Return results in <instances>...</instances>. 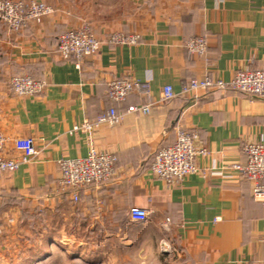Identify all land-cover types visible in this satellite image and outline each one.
<instances>
[{
  "label": "crops",
  "instance_id": "1",
  "mask_svg": "<svg viewBox=\"0 0 264 264\" xmlns=\"http://www.w3.org/2000/svg\"><path fill=\"white\" fill-rule=\"evenodd\" d=\"M38 1L55 10L40 24L10 31L0 22L4 156H23L14 146L19 138L33 139L39 151L2 175L0 200L12 193L30 201L32 216L46 218L41 234L51 230L53 215L72 211L75 218L92 220L91 233L109 232L116 240L111 245L141 258L128 264H264V207L232 167L245 164L244 147L264 136V100L234 90L181 94L193 79L229 82L239 70L264 66V0ZM82 23L91 25L101 46L77 68L75 60L62 59L57 44ZM115 33L140 40L112 44ZM198 36L207 39V51L191 55L186 44ZM14 76L46 86L40 94L18 96L9 83ZM115 78L150 81L157 102L151 112L127 113L129 105L144 102L136 94L111 102L108 84ZM168 85L177 97L159 102ZM112 107L125 114L118 124L73 131ZM179 130L198 132L209 155L197 162L203 174L170 184L154 175L150 164L158 150L175 143ZM91 148L118 157L114 178L62 190L59 160L86 157ZM132 208L146 209L148 219L133 220ZM162 242L170 251L162 250ZM55 246L50 239L45 258Z\"/></svg>",
  "mask_w": 264,
  "mask_h": 264
},
{
  "label": "built area",
  "instance_id": "2",
  "mask_svg": "<svg viewBox=\"0 0 264 264\" xmlns=\"http://www.w3.org/2000/svg\"><path fill=\"white\" fill-rule=\"evenodd\" d=\"M54 8L38 0H2L0 1V22L10 31H18L28 23L40 24L45 17L53 14ZM138 35L123 33L112 34L109 41L116 45H135L139 42ZM101 42L88 23L71 28L58 39L57 52L64 60H75L76 67L81 68L83 60L97 54ZM191 55H202L207 51L208 42L204 36L190 39L186 44ZM11 90L18 96H32L43 92L46 84L30 76H14L9 81ZM228 91L257 97L264 100V66L260 68H245L236 72L234 78L226 82L213 79L210 76L193 79L185 84L181 94L187 95L198 91ZM136 94L143 99L142 104H132L127 113L149 114L157 103L153 100L150 81H140L135 78H115L108 84V98L113 103L126 102L128 97ZM171 85L161 91L159 102L170 101L177 97ZM125 114L118 112L116 107L98 116L94 121H84L74 127V132H93L98 126L108 124L114 126L121 122ZM6 136L0 131V178L6 172H15L21 164L29 162L39 151L31 138H19L14 141L17 150L23 153L20 159H8L4 156L7 143ZM247 162L234 164L239 176L248 181L252 187V195L264 207V136L260 141L248 143L244 147ZM209 155L208 148L203 144L196 131L179 130L173 145L161 148L151 160L150 170L168 183L182 182L187 177L204 173L198 167V160ZM61 177L59 185L62 190L79 189L92 184L109 182L116 175L118 157L108 152H100L91 148L86 157L62 158L59 160ZM74 200L78 196L74 195ZM130 217L135 221L144 222L149 213L143 208H132ZM4 230L0 220V238ZM162 250L170 251L162 242Z\"/></svg>",
  "mask_w": 264,
  "mask_h": 264
},
{
  "label": "rangeland",
  "instance_id": "3",
  "mask_svg": "<svg viewBox=\"0 0 264 264\" xmlns=\"http://www.w3.org/2000/svg\"><path fill=\"white\" fill-rule=\"evenodd\" d=\"M31 210L30 201L12 193L0 200L4 230L0 238V264H128V260H141L128 257L119 245H111L116 240L109 239V232L91 233L90 227L96 223L75 218L72 211L65 217L51 216V230L41 234L46 218L32 216ZM53 238L55 251L45 258L44 248ZM37 254L46 260H36Z\"/></svg>",
  "mask_w": 264,
  "mask_h": 264
},
{
  "label": "trees",
  "instance_id": "4",
  "mask_svg": "<svg viewBox=\"0 0 264 264\" xmlns=\"http://www.w3.org/2000/svg\"><path fill=\"white\" fill-rule=\"evenodd\" d=\"M43 255L42 254H40V255H36V259H39V258H41ZM34 260H35V258H34Z\"/></svg>",
  "mask_w": 264,
  "mask_h": 264
}]
</instances>
